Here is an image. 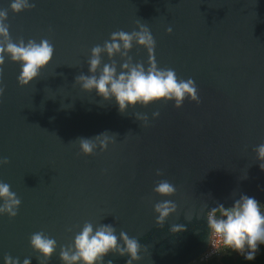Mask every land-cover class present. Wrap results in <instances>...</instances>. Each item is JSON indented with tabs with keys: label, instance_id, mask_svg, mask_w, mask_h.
<instances>
[{
	"label": "water",
	"instance_id": "1",
	"mask_svg": "<svg viewBox=\"0 0 264 264\" xmlns=\"http://www.w3.org/2000/svg\"><path fill=\"white\" fill-rule=\"evenodd\" d=\"M12 0H0L8 9ZM35 8L8 12L10 38L25 43L48 39L50 63L25 87L21 66L5 57L0 86V182L20 198L17 216L0 215V264L5 255L39 264L30 247L38 231L54 238L46 264H62L61 246L71 245L85 222L94 230L113 225L136 237L145 251L134 264H193L207 251L209 232L203 203L230 207L240 195L255 198L264 211V171L253 151L264 142V0H29ZM144 23L153 35L160 68L195 81L200 103L185 98L136 106L124 114L115 101L74 85L88 74L92 47L118 30ZM171 27V34L166 29ZM133 63L147 67V53L133 45ZM117 72L122 61L114 56ZM103 63H109L106 55ZM159 111L156 119L152 113ZM135 112L148 115L141 127ZM115 134L105 151L87 157L78 138ZM163 175L157 176L156 171ZM246 175V179L242 177ZM176 186L174 196H156L159 180ZM235 193V197H233ZM173 200L178 213L155 225V203ZM2 203V202H0ZM191 212L189 222L184 214ZM197 214L200 219H196ZM174 224L186 230L172 234ZM68 229H71L69 231ZM125 264L127 256L105 259ZM42 262V258H41Z\"/></svg>",
	"mask_w": 264,
	"mask_h": 264
},
{
	"label": "clouds",
	"instance_id": "2",
	"mask_svg": "<svg viewBox=\"0 0 264 264\" xmlns=\"http://www.w3.org/2000/svg\"><path fill=\"white\" fill-rule=\"evenodd\" d=\"M35 8V3L29 0H12L8 9H0V77L3 74L5 57L21 66L17 83L20 87L29 85L35 80L41 70L51 61L54 46L48 39L39 42L30 39L25 43L23 39L13 41L9 35V25L6 23L8 12L18 14ZM137 30L126 32L118 30L113 32L102 45L92 47L87 61L88 74L81 72L75 77L74 85H79L81 91L91 93L95 90L97 96L103 102L114 100L121 114L136 106L146 108L150 104L174 102L176 109L181 108L185 98L197 105L200 103L195 81L191 78L184 80L177 77L172 68H160L154 57L156 41L146 24L136 22ZM171 27L166 29V34H171ZM135 44L143 48L147 53V67L142 62L133 63L129 52ZM106 55L109 63H103L102 56ZM119 56L122 63L117 72V62L114 56ZM5 88L0 86V96H3ZM160 112L154 111L152 118L159 117ZM134 117L140 122L141 127L148 126V115L143 112H135ZM116 135L108 132L100 133L92 138H78L79 153L87 157L92 155L97 147L103 152L110 143L115 142ZM255 160L259 163L261 171H264V142L253 149ZM9 163L7 157L0 158V166ZM157 176H162V170L156 171ZM246 179V175L242 177ZM153 192L162 198L172 197L177 188L168 180L162 179L156 182ZM235 197V193H233ZM0 215H7L9 219L17 216L20 198L11 191L10 185L0 182ZM209 205L202 204L199 212L204 214L207 222L209 239L216 237L223 244L242 255L247 261L256 259L260 245H264V211L259 202L247 195H240L233 200L230 207L216 202L215 207L205 212ZM156 216L155 225L162 228L169 216L178 213L177 204L170 199H163L153 206ZM187 221H191V212L184 214ZM196 219H200L197 214ZM71 231V229H68ZM186 230L185 225L174 224L170 227V233L177 234ZM30 247L38 254L39 264H46L56 252L57 242L43 231H38L30 236ZM136 237H130L126 232L120 231L119 237L113 225H98L95 230L91 222H85L81 230L75 234L71 245L61 246L59 259L62 264H104L105 257L112 253L120 257L127 256L125 264H134L142 257L140 253L145 251ZM42 258V262H41ZM31 258H25L23 264H30ZM4 264H19L18 259L5 255ZM107 264H113L111 259Z\"/></svg>",
	"mask_w": 264,
	"mask_h": 264
},
{
	"label": "trees",
	"instance_id": "3",
	"mask_svg": "<svg viewBox=\"0 0 264 264\" xmlns=\"http://www.w3.org/2000/svg\"><path fill=\"white\" fill-rule=\"evenodd\" d=\"M193 264H264V245L259 246L256 259L252 261L245 260L242 255L237 254L229 248L218 258L211 259L207 262L198 260Z\"/></svg>",
	"mask_w": 264,
	"mask_h": 264
},
{
	"label": "built area",
	"instance_id": "4",
	"mask_svg": "<svg viewBox=\"0 0 264 264\" xmlns=\"http://www.w3.org/2000/svg\"><path fill=\"white\" fill-rule=\"evenodd\" d=\"M229 248L225 246L219 238L211 237L207 251L199 259L202 262H207L211 259H215L224 254Z\"/></svg>",
	"mask_w": 264,
	"mask_h": 264
}]
</instances>
